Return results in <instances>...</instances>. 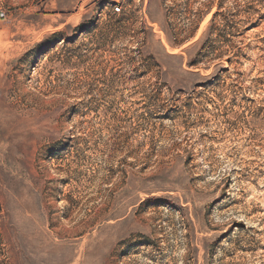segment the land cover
I'll list each match as a JSON object with an SVG mask.
<instances>
[{"label": "rangeland", "instance_id": "1", "mask_svg": "<svg viewBox=\"0 0 264 264\" xmlns=\"http://www.w3.org/2000/svg\"><path fill=\"white\" fill-rule=\"evenodd\" d=\"M1 13L0 264H264V0Z\"/></svg>", "mask_w": 264, "mask_h": 264}, {"label": "built area", "instance_id": "2", "mask_svg": "<svg viewBox=\"0 0 264 264\" xmlns=\"http://www.w3.org/2000/svg\"><path fill=\"white\" fill-rule=\"evenodd\" d=\"M121 10H122V8H121V7H119V6H118V7H116V9H115V11H116L117 13H120V12H121ZM0 17H1V18H4V17H5V14H4V13H1V14H0Z\"/></svg>", "mask_w": 264, "mask_h": 264}, {"label": "trees", "instance_id": "3", "mask_svg": "<svg viewBox=\"0 0 264 264\" xmlns=\"http://www.w3.org/2000/svg\"><path fill=\"white\" fill-rule=\"evenodd\" d=\"M219 13H216L215 15H214V18L216 19V17H217V15H218ZM198 64L199 63H194L193 65H191V66H193V67H197L198 66Z\"/></svg>", "mask_w": 264, "mask_h": 264}]
</instances>
